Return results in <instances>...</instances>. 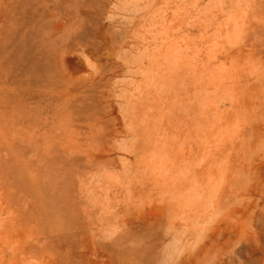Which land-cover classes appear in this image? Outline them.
Returning a JSON list of instances; mask_svg holds the SVG:
<instances>
[{
	"label": "rangeland",
	"instance_id": "obj_1",
	"mask_svg": "<svg viewBox=\"0 0 264 264\" xmlns=\"http://www.w3.org/2000/svg\"><path fill=\"white\" fill-rule=\"evenodd\" d=\"M0 264H264V0H0Z\"/></svg>",
	"mask_w": 264,
	"mask_h": 264
}]
</instances>
